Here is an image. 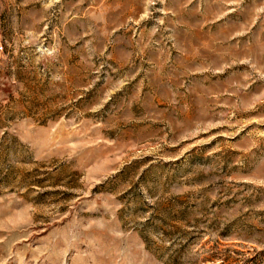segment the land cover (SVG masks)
<instances>
[{
    "label": "rangeland",
    "instance_id": "374dc122",
    "mask_svg": "<svg viewBox=\"0 0 264 264\" xmlns=\"http://www.w3.org/2000/svg\"><path fill=\"white\" fill-rule=\"evenodd\" d=\"M0 264H264V0H0Z\"/></svg>",
    "mask_w": 264,
    "mask_h": 264
},
{
    "label": "built area",
    "instance_id": "2783aa9c",
    "mask_svg": "<svg viewBox=\"0 0 264 264\" xmlns=\"http://www.w3.org/2000/svg\"><path fill=\"white\" fill-rule=\"evenodd\" d=\"M3 48V46L1 45V43H0V50Z\"/></svg>",
    "mask_w": 264,
    "mask_h": 264
}]
</instances>
